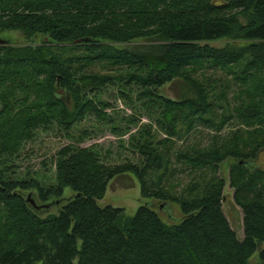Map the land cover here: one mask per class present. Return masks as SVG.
Segmentation results:
<instances>
[{
  "label": "trees",
  "instance_id": "1",
  "mask_svg": "<svg viewBox=\"0 0 264 264\" xmlns=\"http://www.w3.org/2000/svg\"><path fill=\"white\" fill-rule=\"evenodd\" d=\"M5 31L42 35L50 43L0 46V155L5 145L15 153L24 139L54 123L72 137L76 125L93 115L110 121V105L87 92L114 85L137 86V101L146 100L143 106L158 112L157 127L168 135L159 144L175 145L172 139L180 138L183 126L187 133L200 126L222 128L233 115L218 99L217 80L208 70L233 78L241 100L234 108L238 123L255 128L179 158L216 174L230 156L257 159L264 151V0H0V33ZM225 38L247 43H208ZM139 39L150 43L137 51L117 46ZM176 80L189 84L188 93L176 100L161 95ZM59 88L69 101L57 95ZM5 138L14 143H3ZM138 144L147 158L142 168L132 161L104 163L97 145H68L58 152L57 185L48 189L36 179H7L12 168L0 169V264H252L257 251L264 264L261 168L251 170L240 161L231 168L234 199L245 216L242 241L225 216V182L215 174L197 197H174L183 214L178 224H166L149 206L134 216L101 207L109 182L126 173L138 176L144 197L170 199L164 188L147 182L150 170L166 169L165 156L150 143ZM69 187L75 195L59 214L47 217L34 213L24 195L33 189L43 202L59 201Z\"/></svg>",
  "mask_w": 264,
  "mask_h": 264
},
{
  "label": "rangeland",
  "instance_id": "2",
  "mask_svg": "<svg viewBox=\"0 0 264 264\" xmlns=\"http://www.w3.org/2000/svg\"><path fill=\"white\" fill-rule=\"evenodd\" d=\"M50 43L44 36L36 38H27L20 31H5L0 33L1 47H34L39 48L44 44ZM150 43L147 40H136L126 44H118L121 49L137 51L141 45ZM210 45L223 48L229 44L239 45L247 43L246 41L225 38L208 42ZM97 71L106 73L105 70L97 67ZM209 78L217 80V97L222 99L227 109L228 116L233 118L224 124L222 128H208L200 126L196 131L187 133L185 126L179 137L172 140L175 145L159 144L166 139L168 135L159 130L156 119L158 112L153 109H146L144 103L146 100L137 101V95L140 91L137 86L129 87L123 85V88L114 85L105 87L101 91L87 92L89 98L97 97L110 107L106 112L110 116V121H101L93 115L84 122L77 124L73 130L72 137H67L66 132L58 123H54L49 129L40 128L36 131L34 138L22 141V145H17L14 149L5 145L4 152L0 155V169L9 167L6 174L7 179L39 180L42 187L46 189L57 185V159L58 152L68 145H78L79 147H90L97 145L100 149L101 160L106 164H121L126 161H132L141 168L147 166V158L135 145L139 142L143 145L150 143L157 152L165 156L164 165L166 167L157 172H152L147 177L148 184L155 188H164L170 194V199L164 201L153 200L143 196L142 184L136 174L126 173L115 177L107 186V191L103 199L98 200L101 207H114L124 209L126 214L134 216L141 206H149L155 210L166 224H178L182 221L183 214L180 204L175 201L176 196H186L190 199L200 195L206 186L213 182L215 172L210 169H196L187 162V159L181 160L180 154L194 151L202 146L212 144L222 145L225 142H231L237 133L244 130H253L255 127L247 128L239 125L234 108L239 101V87L233 78L223 71L205 72ZM213 83V82H212ZM189 84L183 80H176L168 83L160 89L161 95L170 99H178L185 93H188ZM57 88L55 87V91ZM63 97H67L64 89L58 90ZM57 91V92H58ZM190 91V90H189ZM129 96L131 102L123 99L121 94ZM224 96H227L224 98ZM222 110H217V116L221 117ZM216 127V126H215ZM151 134L150 139H146L144 134ZM247 136V135H246ZM146 142V143H145ZM3 143L12 144L11 140L3 139ZM171 147V148H170ZM230 150L233 147H228ZM168 152V153H167ZM189 152V153H190ZM253 164L254 168L264 170V151H262ZM167 161L169 163L167 164ZM240 159L230 156L225 162L220 164L215 176L223 179L225 186L223 188V210L232 229L236 231L239 240L244 239V212L235 202V188L230 181L231 168L239 164ZM161 188V189H162ZM164 190V191H165ZM38 191L33 189L24 190L25 198L29 208L34 213L42 217L59 214L62 207L68 203V200L75 195V192L69 187L64 192L62 200L50 199L43 202L38 197ZM30 196V198H29ZM37 206V207H36ZM262 249V246L260 247ZM260 251H257L251 258L252 264H262L259 259Z\"/></svg>",
  "mask_w": 264,
  "mask_h": 264
},
{
  "label": "water",
  "instance_id": "3",
  "mask_svg": "<svg viewBox=\"0 0 264 264\" xmlns=\"http://www.w3.org/2000/svg\"><path fill=\"white\" fill-rule=\"evenodd\" d=\"M46 41H48V38L46 39ZM64 91H65V90H64ZM65 93H66V92H65ZM57 95H58V96L61 95L59 91L57 92ZM64 98H67L68 101H69V100H70V95L67 94V97H64ZM254 161H255V160H253V159H249V160H241V161H240V165H247L251 170H255L256 168H254V167L251 166V164H253ZM29 198H30V196H29ZM36 207H37V206H36Z\"/></svg>",
  "mask_w": 264,
  "mask_h": 264
}]
</instances>
